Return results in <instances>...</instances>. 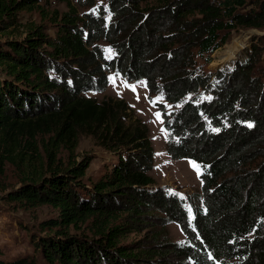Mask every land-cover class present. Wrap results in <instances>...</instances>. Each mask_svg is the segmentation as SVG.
Returning <instances> with one entry per match:
<instances>
[{
	"label": "trees",
	"instance_id": "16d2710c",
	"mask_svg": "<svg viewBox=\"0 0 264 264\" xmlns=\"http://www.w3.org/2000/svg\"><path fill=\"white\" fill-rule=\"evenodd\" d=\"M239 29L262 34L231 69L208 70ZM110 73L161 97L166 152L199 166V193L157 185L146 126L89 96ZM81 136L110 154L96 180L74 156ZM6 165L21 174L7 202L55 212L29 235L48 264H264V0H0Z\"/></svg>",
	"mask_w": 264,
	"mask_h": 264
},
{
	"label": "rangeland",
	"instance_id": "374dc122",
	"mask_svg": "<svg viewBox=\"0 0 264 264\" xmlns=\"http://www.w3.org/2000/svg\"><path fill=\"white\" fill-rule=\"evenodd\" d=\"M52 8L65 9L64 4L54 2ZM22 22H39L40 18L34 12H20ZM262 32L251 29L234 31L227 43L215 50L211 55V62L207 69L210 71L231 69L239 52L249 46L251 39L260 36ZM89 96L97 99L122 100L127 105L128 122L140 121L148 130L154 158L151 177L160 187H165L183 200L200 190V168L188 159L172 160L165 149L166 131L156 103H163L159 96L148 97L144 81H127L118 74H109V84L103 93H91ZM167 112L170 105L165 104ZM159 114V118H157ZM64 155L66 153H63ZM76 160L81 157L88 159L85 171V182L96 180L108 171L110 154L99 147L92 138L81 136L74 150ZM21 174L10 166H5L0 172V261L12 264L15 260H33L35 264H48L36 251L30 242V233L35 234L40 221L55 215V212L42 206L32 210L14 207L6 201V193L19 184ZM173 241H183V235L175 224L167 226ZM30 230V231H29ZM136 236V235H135ZM131 235L128 240L135 238Z\"/></svg>",
	"mask_w": 264,
	"mask_h": 264
},
{
	"label": "snow or ice",
	"instance_id": "6c2138e0",
	"mask_svg": "<svg viewBox=\"0 0 264 264\" xmlns=\"http://www.w3.org/2000/svg\"><path fill=\"white\" fill-rule=\"evenodd\" d=\"M157 118H159V114H157ZM249 127H251V125H249Z\"/></svg>",
	"mask_w": 264,
	"mask_h": 264
}]
</instances>
